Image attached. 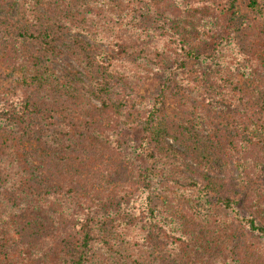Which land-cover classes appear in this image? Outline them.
<instances>
[{
  "label": "trees",
  "instance_id": "trees-1",
  "mask_svg": "<svg viewBox=\"0 0 264 264\" xmlns=\"http://www.w3.org/2000/svg\"><path fill=\"white\" fill-rule=\"evenodd\" d=\"M137 9L146 40L88 31L104 13L117 23ZM251 13L263 19L253 44L239 49L227 40L230 49L213 54L218 61L200 86L187 79L181 54L200 59L201 42L186 40L172 21L212 18L217 32L230 34L246 30ZM213 28L199 24L211 37ZM168 47L175 52L168 77L198 91L217 116L196 110L155 126L160 90L140 124V143L122 145L118 130L139 114L108 94L107 79L122 86L138 62L146 66ZM0 51L31 78L0 97V264H264L263 248L244 236L249 229L264 239V0H0ZM61 58L87 72L85 87L99 102L84 122L41 95ZM243 82L251 94L233 102L226 94L241 92ZM10 141L34 142V157L8 159L7 145L19 150ZM134 148L156 165L140 168ZM244 193L249 211L242 213Z\"/></svg>",
  "mask_w": 264,
  "mask_h": 264
},
{
  "label": "rangeland",
  "instance_id": "rangeland-1",
  "mask_svg": "<svg viewBox=\"0 0 264 264\" xmlns=\"http://www.w3.org/2000/svg\"><path fill=\"white\" fill-rule=\"evenodd\" d=\"M144 7L143 12L147 13L148 7ZM139 13L138 9L133 10V13H127L125 17H121V20H118L117 23L111 21L108 16L105 15L106 13H104L100 19L94 18V21L98 20L97 22H100L101 26L96 27L94 22L89 23L88 31L91 32V34L96 35L102 31H107L110 36L113 37L125 32L135 39L141 40V38H144V40H146V35L144 33L146 25L143 23L140 15H138ZM91 18L93 19V16ZM201 20L202 19L200 17L194 16L193 18H184L180 22L172 21L173 24L179 28L180 32L185 35L186 40L191 39V41L196 44L201 42L197 51L201 57L200 59L193 57L188 58L185 53L181 54V57L183 56V59H185L186 78L190 81H192L193 78H196V86H200L202 78H208L210 76L215 61H218L213 54L216 53L217 50L218 52L220 50L222 55L225 53V49H230L227 40L234 43V48H248L250 44H253L251 36L254 32L255 26L262 22L263 19L261 16H255L254 13H251L247 17L246 30H234L230 34H228L229 28H221V30H218L217 32L215 29L217 26L214 24L212 18L205 23H201ZM199 24L205 25L208 29H212L214 27L213 30H211L212 33H215L214 36L211 37L210 34L208 35V33H204V30L199 29ZM156 35L151 39H154ZM95 42L98 43L97 40ZM98 44H101V46L105 48L104 42H99ZM71 52L72 51H69V54ZM174 53V49L172 47H168V50L164 49V53L157 56V59L153 57V62L148 65L144 66L138 62L137 70H135L134 73L129 71L128 76H125V73L127 72L126 69L124 71L125 80H123L122 86L117 85L115 78L110 77L108 74L109 77L107 81L111 85L110 88H107L108 94L117 100H120L119 102H122L125 106H128L132 112L131 116H134L137 112L139 114L138 117H133L132 120L128 117L126 121V129L121 127L118 130V132L121 133L120 142L122 145H126V142H130L135 147L140 143L142 134L140 124L143 125L144 121L148 118V114L154 101V96L158 94L160 90V93H162L161 103L159 104L158 111L153 115L151 120V123L155 126L165 124L166 122L178 123L180 121H185L186 118L193 116L196 110L202 111V113L208 114L211 117L217 116L216 112H218V109L215 106H208L205 104V100L196 94L198 91L189 93V91L185 89V81H179V79H177L178 77H168L171 75L168 72L173 65V57H175ZM2 54L3 53L0 51V55ZM259 55H257L258 58ZM229 56L230 54H228V57ZM263 58L264 55L261 54V59ZM42 59L43 58L40 59L39 63H43ZM57 61L60 65L57 70L53 68L52 72L58 77H51L52 79L47 82L44 89H42L41 95L43 98H47L45 104L49 102H56L60 111L69 112L70 116H72L76 122H84L88 113H90L95 107L99 106V102L89 95L85 87L88 83L89 76L73 58H61ZM38 69V67H30L28 73H30V75L33 73H39ZM202 74L203 76H200ZM30 80L31 78H29L27 74H24L21 67L16 66V68L12 69V67L5 64L0 57V97L10 93L14 87L16 88L14 90L18 91L19 88H17V84L21 88L27 86L26 84H28ZM37 93H40V91ZM240 94L242 96L247 94L249 97L251 94L250 86L243 82L241 92L238 93L231 90V92L226 94V96H230L231 100L234 102L235 98H237ZM194 101L197 106L193 103ZM223 114L224 118H229L231 116V108L228 107ZM221 119L223 118L221 117ZM131 122L135 124L129 125ZM200 130L203 134H206L207 124L203 123ZM168 141L173 144L172 138L168 139ZM9 144H14V146H16L19 150L15 152L11 146L7 145V147L10 148V155L8 159H15L14 154L16 153L19 155V158L24 157L25 152H27L30 157H34L35 155L33 148L37 146L34 142H24L21 145H17L14 141H10ZM3 145L4 142L2 134L0 133V149ZM130 150L136 164L140 168H143V170L148 165H151L152 162L153 167L156 165L155 159L152 160L151 158H147L141 150L136 148ZM159 173V179L161 180V183L164 184L166 180H164L161 171H159ZM171 186V189L176 187L174 184H171ZM168 189L170 190L169 187ZM246 196V193L242 194L239 202L237 203V210L242 213L249 211ZM233 219L235 223L238 222L235 218ZM244 231V236H247L252 241L253 245H259L264 250L263 238H260L259 235L249 229Z\"/></svg>",
  "mask_w": 264,
  "mask_h": 264
}]
</instances>
